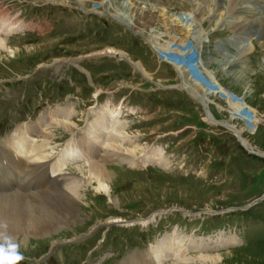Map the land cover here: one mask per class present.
Wrapping results in <instances>:
<instances>
[{
  "label": "rangeland",
  "instance_id": "1",
  "mask_svg": "<svg viewBox=\"0 0 264 264\" xmlns=\"http://www.w3.org/2000/svg\"><path fill=\"white\" fill-rule=\"evenodd\" d=\"M263 1H247L245 5L250 9L246 11L264 18ZM0 2L9 13L15 11L17 15L26 16L25 20L38 24L35 31L24 36L0 37L4 40L0 48V98L7 99L4 107L0 105V114H5L6 107L10 111L8 115L17 109L42 113L46 106L72 110V115H54L51 123H63L50 125V130H46L49 139L54 136L56 149L69 138L70 131L78 136L85 128L91 130L94 127L91 125L102 117L105 122L102 138L95 140L89 135V139L94 146L104 147L103 157L96 156V159L101 161L109 177L104 182L109 189L105 193L97 188L93 176L87 174L86 166L94 162V158L82 161L79 167L73 164L68 168L69 173L63 170L65 177L78 181L75 198L80 211L76 222L49 235L22 242L0 240L3 264H7L4 257L16 253L22 258L14 264H121L127 256L137 252H140L138 255H152L156 247L153 245H157L162 233H165L162 239L170 233L184 237L183 248L190 240L212 242L219 237L236 238L234 245L229 247L202 249L201 252L189 248L184 255L188 260L176 261L177 264H264V158L259 156L264 155L262 33L251 31V37L235 34L226 22L235 13L224 15L228 0H223L222 10H218L216 4L212 6V2H202L199 7L204 6L202 13L207 7L212 8L202 17L201 32H192L195 25L191 24L188 40L179 48L172 44L173 34L167 35V32L185 23L173 19L189 14L196 0H162L161 5L166 6L173 17L162 22L161 16L154 11L156 23L142 18L132 22L125 17L123 9L135 5L132 1L129 4V0H104L103 4L98 0ZM179 8L183 11L178 13ZM115 9L121 10L117 11L119 16H114ZM120 17L134 24L131 26ZM197 19L200 18L197 16ZM191 22L194 20H187ZM261 22L264 27V20ZM16 27L11 25L6 32ZM149 33L158 38L160 47L149 42ZM197 36H202L199 43L195 41ZM238 40L241 44L236 43ZM168 44H172L171 49H177L175 56L183 59L187 55V62L183 59L181 66H188L191 60L204 63L199 78L205 81L204 85L213 84L208 86L210 92H216V83L223 89V95L234 98L226 97L227 100L218 94L206 97L209 100L207 110L217 125L207 120L200 102L178 88L184 79L193 81L196 78L179 73L163 58L165 52L162 50ZM110 49L126 54L128 61L138 64L147 76L126 60L114 58ZM66 59H79V66L61 63ZM209 73L216 81L208 80ZM35 78H39L37 90L26 93L27 86L35 87L32 82ZM238 106L256 115L254 128L245 126L247 119L241 112L232 111ZM222 122L240 129L245 127L241 136L252 153L240 146L239 139ZM111 134L116 139L110 142ZM35 139L39 143L41 137ZM85 145L89 153L94 151L95 157L97 148ZM153 149L161 150L165 164L140 166V159ZM51 150H48L49 156ZM112 154L113 160L130 154L129 159L135 160L137 168L112 163L108 159ZM253 200L257 202L243 211L242 208ZM151 220L153 222H149ZM147 223L151 225L142 228ZM176 225L180 230L191 232L185 234L173 228ZM153 226L157 227L152 229ZM207 234H212L209 235L212 239L202 238L208 237L201 236ZM149 245L152 246L150 254L141 253ZM200 254L219 258L202 263ZM167 261L163 264L175 262Z\"/></svg>",
  "mask_w": 264,
  "mask_h": 264
},
{
  "label": "bare ground",
  "instance_id": "2",
  "mask_svg": "<svg viewBox=\"0 0 264 264\" xmlns=\"http://www.w3.org/2000/svg\"><path fill=\"white\" fill-rule=\"evenodd\" d=\"M99 1H100V4H103V2H104V0H98V2ZM131 1L135 5L133 7H128V8L126 7L125 9H123V12H124V16L127 17L132 22L137 21L138 18H142V20L147 21V22L148 21H150V22L152 21V23L158 22V21H156L157 16L153 13L154 11L159 16H161L160 18L162 19V22H164V20H167V18L169 19L170 17H173L172 15L168 14L167 9H165L166 6L164 7L163 5H161L162 0L161 1L160 0H129V4L131 3ZM204 1L208 2V3L212 2V6L216 4V6L219 7L218 10L219 9L222 10L221 4L223 3V0H196L197 3H194L195 7L193 10L191 8V12H189V14L186 15L184 13L186 16L181 14L180 16H177L175 19H173L174 21L176 20L178 22H185L184 24L179 26L177 29H173V30L167 32V35L169 33L173 34L174 37H172L170 35L172 37V44L175 45L177 48L183 47L184 41L187 39L188 34L190 33V30H192V29H190L191 24L195 25V31L192 30V32H196V34L197 33L200 34L201 30H199V27L201 26V23H202L201 22L202 17L207 15L209 13L210 9L212 8V7H207V10L204 13H202L205 8H204V6H202L199 9V7H200V5H203L202 2H204ZM228 1H229V4H228L229 6H228L227 10L224 11V15L225 14L231 15V14L235 13L226 21L227 24L229 23V25L233 28V30H235L234 33L237 35H241V37H243V36H246L248 34L250 36L251 31L253 33L258 32V33H262L263 38H264V27L261 25V23H263L261 21H263L264 18H263V16H261L260 17L262 19L261 20L260 18H258L256 16L257 15L256 13L251 14V13L246 11V10L250 9L249 6L245 5V3L249 0H228ZM251 1H253V0H251ZM180 8L178 10V13L183 11ZM245 8H247V9H245ZM117 11L120 12L121 10L115 9L113 12L114 16H119V14H117ZM184 11H186V10H184ZM176 12H177V10H176ZM218 14H217V16H218ZM199 15H202V16H199ZM197 16L200 19H197ZM219 16H220V14H219ZM119 19L127 22V20L122 19L121 17ZM190 19L191 20L193 19L194 23H192V22L187 23V20H190ZM198 22H200V23H198ZM128 24L131 25L130 23H128ZM134 27L136 29L138 28L137 25H134ZM140 30H142V29H140ZM145 31H147V30H145ZM150 32H153V31H150ZM148 37L150 38L149 42L152 45L156 44L157 46L160 47L159 43L156 41V39H158V38H156L151 33H149ZM201 37L202 36L196 37V40H195V41H197L196 43H199L198 41H199V38H201ZM246 38H248V37H246ZM3 41L4 40L0 39V48L1 49L4 46ZM236 43L241 44V41L238 40V42H236ZM172 44H168L166 49L162 50L163 52H165V54L163 55V58L166 61H169V63L173 67L175 66L174 68L179 70L178 71L179 73H181V74L183 73L186 75L188 74L187 76H189V75H191L193 77L195 76V78L197 80V81L193 80V81H195V83L191 80H188L189 78L188 79L186 78V79H184L185 82L180 84L182 89L184 91H186L190 97L192 96V99L195 98L194 100L200 102L204 106V108H206V109L208 107L207 103H209V100L206 97L210 94L211 95H215V94L217 95L218 94L219 97H222V98L228 97V98H231V100L234 99L229 94L223 95L222 94V92H224L223 89L221 87H219L218 84H216V83H214L217 86L216 92L215 93L210 92V90H208V86L210 85V83H207V85H204L205 81H201V79L199 78V76L201 75V68L203 69L204 63H202L200 61L202 63L201 64V63H197L196 61L191 60V62L188 63L189 64L188 66H184V65L181 66V62L183 60L181 58L182 56L181 55H180L181 57H179L178 55L175 56L177 49L176 50L171 49L170 46ZM165 45H166V43H165ZM239 46L240 45H238L237 47H239ZM109 51H112L113 53H117L119 55L118 56L119 59L125 58L128 60V57H126V54H124L122 52H118V51H115L113 49H110ZM196 53H197V51H196ZM191 55H192V52H191ZM93 56H95V55H93ZM177 58H179V59H177ZM174 60L177 62H175ZM211 61H212V59H211ZM219 62H221V61H219ZM233 62H235V60ZM132 65L135 68H137L141 72L142 75L147 76V74L143 71V69L138 64L134 65V63H132ZM217 65H218V63H217ZM179 67H180V69H179ZM204 68H205V65H204ZM208 76H209L208 80L216 81L213 74L209 73ZM212 78H214V79H212ZM211 86H213V84H211L210 87ZM228 98H226V99L228 100ZM230 102H232V101H230ZM234 106H237V104H235ZM111 109H114V108H111ZM234 109L235 110L232 109V111L234 113L235 112L236 113L241 112L243 118L247 119L246 124H245V126L247 128H250V127L254 128L253 126L255 125V122L257 120L256 115L254 113H251L246 107L242 108V106L235 107ZM115 110L117 111V114H118L119 112H118L117 108H115ZM54 111L55 110H53L49 113H53ZM64 111L65 110H63V112H62L63 114H64ZM116 111H114V112L116 113ZM115 113H114V115L116 117L117 115ZM44 117L46 118V116H44ZM205 117L212 124H215V125L218 124V122L213 120V118L209 114L205 113ZM253 118H254V120H253ZM229 119L233 120L231 118H229ZM249 120L250 121L253 120V122L251 123ZM40 121H42V119H40ZM60 122L63 123V121H55L52 123L50 121L45 126H42V124L38 123L39 129L36 128L33 131V135H30L28 133V128L25 127L26 132L23 131L22 134H19L18 139L14 143L5 144L3 142V145H4V147H7V146L16 147L19 143H22L24 145H29L30 146V152H31V155L29 157V168H36L40 165V162L46 161V163L44 165H42V167H44L47 164V161H49L51 159V158H49L50 156H49L48 150H51L54 148L53 146H49L52 138L49 139V136H48V133L46 130L49 129L50 125H53V124L56 125V123L58 124ZM69 122H71V121H69ZM104 124H105L104 119L102 117L98 118L95 121V123L93 124L94 127H92V129L90 130L88 135L89 134L92 135L95 140L101 139ZM222 125L225 126V128L227 130L232 132L239 139L240 143H242L244 145V147H246V148L249 147V144L244 139H242V136H241V133L243 132V129L245 127L242 129H240V127L236 128V127L232 126L231 124H229V122H226V123L223 122ZM65 127L68 128V123ZM41 130L42 131L45 130V132L44 131L41 132ZM92 133H94L96 136H94ZM16 135H17V133H16ZM35 137H41V140L39 141V143H37L35 141L36 140ZM115 139L116 138L113 137L112 134L109 136L110 142H111V140H115ZM70 140H73V139H70ZM71 142H73V141H70L69 143H67V146H69L71 144ZM120 143H121V141H120ZM80 144L81 143H78V144L76 143V146L74 144L71 148H69L67 150L66 153L62 154L61 160H60V162H58V164H56V162L52 163V166L50 168V172H51L52 176L48 179L47 182L42 181L41 183H39V186L41 187L42 191H33L31 194L22 195V193H20V192L23 189L22 188L17 189L18 188V186H17L14 193L6 194V195H0V240L7 241L8 243H9V241L10 242L11 241H21L22 242V241H26L28 238L42 237L45 235H49L52 232H55L64 226H68L70 222H76V220L79 216V211H80L78 209V207L76 206L77 201L75 198L78 195L77 193H78L79 185H78V181L76 180V178L65 177L66 173H64L63 170H65L69 164L76 163L77 161H79L81 156L85 157L86 155L84 156V153H86L88 155L91 153V152L89 153V149H88L87 145L83 144L84 146H81ZM109 146H111V143L109 144ZM112 146H113V144H112ZM129 152H131V151H129ZM103 153L104 152H102V154ZM27 155H28V153H27ZM93 155H94V151H93ZM83 157H82V161L87 162L83 159ZM102 157H103V155H101V156L97 155V158H99V159ZM130 157H131V155L128 154L127 157L118 156L117 159L113 160L114 155L112 154V156L108 159L112 160L111 161L112 163H116L118 165H126L128 167H136L137 163H135V160L129 159ZM92 158H94V156ZM106 158L107 157H105L104 159H106ZM94 159H95L94 162L91 161L86 166L87 167L86 168L87 174L88 175L90 174L91 176H93V179L97 183L98 189L104 191L105 193H108L109 189L107 187V184L104 183V182H107V180L109 179L108 173H107L106 169L101 166V161L97 160L96 157ZM107 162H109V161H107ZM139 163H140V166H143V167L146 165H158V166H160V165L165 164L164 160L162 158L161 150H154V149L150 151V154L144 155L140 159ZM79 166L80 165L78 164V167ZM40 171L43 172L44 169L41 168ZM44 174H45V172H44ZM75 182H77V183H75ZM71 184H73V185H71ZM104 185L106 188H104ZM106 226H108V224ZM176 236H177L176 234L170 233L169 237L163 238V239L160 238L158 240L159 242L157 243V245L156 244L153 245L156 247H155L152 255L150 254V249L152 248V246H150V249H147V250L141 252V253H149L150 255H138V253H137V254H135V256L128 257L126 259V261L121 263V264H163V262L167 261V260H174L175 262H172L173 264H177L178 262L183 263V262H186L188 260V258H184V255L186 253V250L189 248L190 249H196L199 251L202 249L204 251H207L210 248L217 249L220 247H226L228 245L231 246V244L236 242L235 237H229V238H220L219 237L217 240L212 241V242L209 241L208 239H205V240L199 239L197 241L190 240L188 242V245L185 248H183L182 247V243H183L182 240L184 239V237L182 238V237H179V236L176 237ZM197 238H201V237H197ZM202 238H211V237L208 236V237H202ZM210 244H212V245H210ZM199 257H200L202 263H205L206 261H207V263H208V261L210 263L211 261H216V259L219 258V256H217V257L213 256L212 257V255H209V254H200ZM176 261H178V262H176Z\"/></svg>",
  "mask_w": 264,
  "mask_h": 264
},
{
  "label": "clouds",
  "instance_id": "3",
  "mask_svg": "<svg viewBox=\"0 0 264 264\" xmlns=\"http://www.w3.org/2000/svg\"><path fill=\"white\" fill-rule=\"evenodd\" d=\"M15 247V246H13ZM22 256L19 253H16L15 255H10L4 257V261H7V264H14L15 261L21 259ZM0 264H3V261H0Z\"/></svg>",
  "mask_w": 264,
  "mask_h": 264
}]
</instances>
